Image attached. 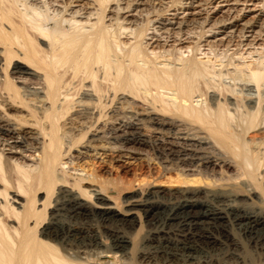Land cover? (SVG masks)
<instances>
[{"label":"bare ground","instance_id":"6f19581e","mask_svg":"<svg viewBox=\"0 0 264 264\" xmlns=\"http://www.w3.org/2000/svg\"><path fill=\"white\" fill-rule=\"evenodd\" d=\"M212 1L0 0V110L26 111L42 137L33 152L37 171L28 175L6 160L5 138L14 139L15 130L0 121V264H264V65L235 66L223 74L171 51L180 67L159 68L158 57L147 53L153 44L161 47L162 35L180 45L184 28L206 23H197L195 11ZM171 11L188 14L170 21L163 15ZM224 26L244 33L264 29V20ZM194 98L205 105L194 106ZM107 122L124 127L125 134L86 138ZM135 122L185 130L181 140L199 150L153 151L160 160L196 164L199 173L169 174L167 181L180 185L173 190L136 178L137 190L121 207L93 203L107 201L103 193L121 191L122 177L108 183L99 177V171L111 176V169L88 174L83 163L78 167L85 177L57 174L70 151L128 173L124 159L131 156L117 144H147ZM67 125L80 128L68 142ZM215 163L235 175L210 178L203 170ZM144 171L153 175L151 165ZM41 193L42 202L36 199ZM136 212L142 218L137 243L125 232ZM97 235L110 243L97 242Z\"/></svg>","mask_w":264,"mask_h":264},{"label":"rangeland","instance_id":"374dc122","mask_svg":"<svg viewBox=\"0 0 264 264\" xmlns=\"http://www.w3.org/2000/svg\"><path fill=\"white\" fill-rule=\"evenodd\" d=\"M197 12L200 14L197 23H205V21L206 23L201 27L198 24H194L191 27L184 28L182 30L181 36H178L182 39V43L180 45L176 46L173 44L171 42L172 38L168 41H165L166 36L162 35V37L160 36L161 41H159V45L161 47L159 49H154L155 44H153L154 46L152 45L150 48H148L147 53L152 59L158 57L155 60L157 67L162 68L165 65V67L168 68L180 67L181 63L173 61L172 56H170L169 53L171 51H173V54L176 53L179 59H195L200 63H204L206 66L209 65V67H213L216 71H223V74H225L224 72L226 71H233L235 66L242 67L248 64L259 63L264 65V29H258V26H255V28L250 30L247 29L244 33H239L238 28L232 31L226 28L222 29L224 25L227 26L233 21H236L238 24L249 21H257V25H259V23L261 24L262 20H264V2L262 3L261 0H255L252 2L240 1L236 3L234 1L216 0V2L212 1L210 4L201 6L200 9L195 11V13ZM187 14L188 13L186 12L182 13V11H177L176 13L171 11L163 16L167 19H170V21H175V17L180 19L185 17ZM214 23H218L219 26L211 28V26L213 27ZM50 28V26L47 27V29ZM63 29L65 32H71L70 26L68 24L64 23ZM148 31L149 32L147 33L149 35L153 33L152 30ZM156 35L159 36L158 33H156ZM199 36H201V38ZM122 37V42L133 43L132 37ZM172 37L174 38L175 35H172ZM151 49H153V51ZM0 64L2 69L4 62L1 60ZM139 65L142 64L139 62ZM0 76L2 81L4 79L2 77V71L0 72ZM226 78L227 77H223L222 79H225V82H228ZM215 80L217 81L218 79L216 78ZM192 101V104L196 107L205 105L204 99L202 98H194ZM0 121H2V126H4V128L7 127L6 129L12 128L10 130H15L14 139L9 140L8 138H5V140H8L7 143L4 144V156L6 160H8L10 162L9 164L13 167L14 165H20L19 167L22 168L21 171L25 170L26 174L28 172V175L35 174L38 167V161L36 159L37 153H34L33 155V152L41 147L42 137L40 135V131H38V128L34 126L33 119L26 111L0 110ZM134 124L136 125L135 127L140 132V134L143 135V138L147 144L143 146L117 144V147H119L120 150L128 152L131 156L130 159H124V162L131 169V171L128 173L120 174L119 171L114 168V166L107 164L104 166L97 158L87 156L81 157L78 156L74 151H70L68 154L63 153L64 158L60 160V164H58L56 168L57 174L61 175L63 172H67L74 177H85L86 173L82 171V168L78 167V165H82L83 163L85 164H83L86 169L85 171H88V174H90L91 170L93 169H96L97 171H99V169L101 170V167H107L111 169V176L106 178L105 174H102V172L99 171V177L106 183L112 182L117 177H122L123 185H121V191L118 193H114L112 191L103 193V198L107 199V201H100L97 198L93 200V203L98 206L109 203L111 204V207H114L112 204L115 203L118 205V207H121L122 201L133 195L134 191L137 190V186L135 185L136 178H144L145 181L147 179L148 183L152 182V185L161 189L173 190L179 188L180 185L169 183L167 181L169 174L171 177H173L172 179H174V175L177 173L189 176L199 173L201 167L196 164L194 166H181L174 159L160 160L156 158L153 151V148L160 149L162 151L179 150L184 151V153H192L196 148L199 150L198 148L200 147H197L196 145L194 147L190 146V144L188 145L181 140L180 137H182V134L186 132L185 130L180 127H159L154 124L141 122H135ZM112 127L116 128L113 132L109 131L112 129ZM65 129L66 137H64V140L66 142H68L73 136L80 135V128L71 130V126L67 125ZM125 132L126 130L124 127L107 122L106 124L99 126L96 132H90L86 138H93V136H96L97 138H103L106 140L113 137H122ZM197 136V138L204 137V135L200 133ZM19 140H23L25 144L23 146H15L14 141ZM204 148L206 147L204 146ZM0 149H3V147H0ZM9 149H11V151H9ZM79 150L84 153V150ZM75 156L78 157L74 158ZM79 157H81V160ZM76 163H78L77 166H75ZM145 165H151L153 168V175L147 174L146 171H144ZM163 170H165L164 173ZM14 171L16 172V169ZM203 171L208 173L210 178L214 179L226 180L228 177H233L235 175L234 171H228V169L225 170L224 166L219 163H215L209 167H206ZM36 199H41L42 202L44 199V194H38ZM118 209L121 212V208ZM116 213L119 215V217L122 216L118 211ZM132 216L134 223L132 226L125 228V232L127 235L129 234L128 236L130 238L132 237L131 240H133V242L137 243L139 242L140 231H142L140 230L142 218L137 212ZM132 216L128 217L130 218ZM13 226H15V224H13ZM235 232L238 233L237 230ZM228 233V239H230L232 237L231 231L229 230ZM97 238H99L97 239V242L101 241L102 244L106 245L110 243L105 237L100 238V236L97 235ZM101 248L103 249L102 246H100L99 249ZM211 250L212 249L210 247L209 252H211ZM212 251H214V249ZM251 251L254 253V250ZM126 258H128V256H126ZM124 259L119 261L122 262ZM236 263L238 262L231 260V264Z\"/></svg>","mask_w":264,"mask_h":264}]
</instances>
